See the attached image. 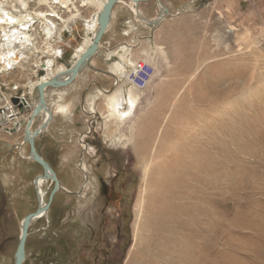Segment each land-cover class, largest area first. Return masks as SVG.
I'll list each match as a JSON object with an SVG mask.
<instances>
[{"label":"rangeland","instance_id":"374dc122","mask_svg":"<svg viewBox=\"0 0 264 264\" xmlns=\"http://www.w3.org/2000/svg\"><path fill=\"white\" fill-rule=\"evenodd\" d=\"M62 1L30 0L23 15L46 14L55 25L56 10L65 23L76 15L69 31L82 46L83 21L97 9ZM158 1L143 3L146 18L158 17ZM167 1L169 15L158 27L136 22L117 4L124 15L111 49L126 43L136 60L146 56L154 67L146 87L120 86L140 98L125 119L108 109L117 87L104 61L91 71L104 89L92 83L49 101L72 103L35 142L62 189L48 219L31 225L24 264H264V0ZM3 2L15 19L21 6ZM8 22L0 18V39ZM59 57L65 65L72 55ZM36 62L34 55L9 68L0 62L2 91L27 96L19 74L35 78ZM24 134L0 127V264H15L21 222L39 207L35 181L44 171L28 144L21 150ZM53 188L43 186L47 199Z\"/></svg>","mask_w":264,"mask_h":264},{"label":"bare ground","instance_id":"6f19581e","mask_svg":"<svg viewBox=\"0 0 264 264\" xmlns=\"http://www.w3.org/2000/svg\"><path fill=\"white\" fill-rule=\"evenodd\" d=\"M3 1H6V0H3ZM3 1H0V18H6L9 21L7 24L11 25V26L7 31H5L6 32V33H4L5 36L2 39H0V49L4 48V47L7 49V50L3 49V52H1V56H0V62H2L1 64L4 65L5 63H7L8 65H6V64L5 65L7 68H9V67L13 66V64L14 65L19 64L22 60L25 61V58H28L29 56L34 55V56L38 57V62L35 63V66H37V69L35 71V73H36L35 75L37 76L39 68H42L43 66H45L49 72V74H47L48 77L52 78L53 76H55L58 73V72L55 73L52 70L53 66L56 63V58H57V56L62 55L61 51L58 50L56 47L57 44L60 43V40H63L62 39L63 36H61V34H62L61 32L62 31L65 32V30L68 27H70L69 26L70 22L73 23V26L76 25L77 24L76 20L78 19V17L76 15L72 16L70 19L67 20V22L69 21V23L66 22L64 24V26L61 29H59L57 27V25H55L51 20H49L48 18H45L46 14L43 15V14L39 13L38 14L39 17H37L36 13L33 14L30 12V13H28L29 15L27 14V16H24L23 15V13H24L23 9H26L25 3H28L30 0H15L16 3L21 6V9L16 10L17 16L15 19H13L10 12L7 11V9L5 7V2H3ZM81 1L85 6L89 5L91 7L96 8L97 12L92 17V19H90V20L87 19L88 21L86 20L84 22V24L88 28V37L86 38V45L82 48V50L77 55L75 54L76 56L73 55L74 57L71 60L72 63L67 68H70L71 66H73L75 64V62L80 58L82 53L92 43L94 35L99 30L101 12H102L107 0H81ZM150 1H141V2L137 3V2H134L132 0H120L114 5L113 10L117 4L126 5L130 8V11L132 12L133 17L135 18L136 21H139V22L142 21L145 25H148L149 27H158L164 21H166L165 20L166 15H169L168 13H165V12H168V9L165 6H163L165 4V1H167V0H164V4H162L161 3L162 1L159 0L158 5L160 7V14L156 18L148 19L145 17L142 7H143V3H147ZM146 6H148V5H146ZM118 8H119V6L117 5V7L114 10L113 15L116 14V10ZM113 10H112V12H113ZM41 16H43L44 18H41ZM37 19H44V22H43L44 25L42 24L43 25L42 29H43V33H45V37L47 39V40H44L45 44H44V46H42V47H46L44 49L43 48L40 49L36 46L37 43H36V41H35L36 39L34 37L35 36L34 31L35 30L33 27H30V25L35 24L37 22ZM111 19H112V15H111ZM81 22H82V20H81ZM7 44H9L8 45L9 47L6 46ZM61 45H63V44H61ZM100 47H102L101 44H100ZM126 47H123V51L128 50ZM119 50H121V49H119ZM5 51H7L8 55L10 53L11 56L10 57L7 56L4 60V56L6 54ZM11 53H13V54L15 53L16 55L14 56ZM40 53H41V56H39ZM42 55L46 56V59L43 61H40L41 58H43ZM117 56L120 57L119 55H117ZM128 60H130V59H128ZM91 62H92V60H91ZM120 68L121 67H119V69ZM116 72H117V70L115 69L114 71H110L108 73L113 74V75H117ZM121 72H122V70H121ZM51 73H52V75H51ZM67 79L68 78L64 75H62L60 77V80H62V81H66ZM36 83H37V81H35V79H34L30 83H28V85L26 87L32 90L34 87H36ZM16 88L18 89L17 86H16ZM61 89H63V88H61ZM61 89H55V90H61ZM47 91L51 92L54 90H51V88H47ZM100 94L103 95V92L100 91ZM59 97H57V98H59V100H61V98L63 96H59ZM33 99L35 100L33 104H35V106L38 105L39 99L37 97H35ZM139 100H140L139 96L134 93L133 89L130 88L128 90L127 89L122 90L120 87L117 88L108 97V104L107 105H108L109 111L111 112L112 118L113 119L117 118L120 120L125 119L128 116V114L134 109V107L138 104ZM56 101H57V103H55L54 105L52 102L50 103L49 101H47V110L44 109L41 112L40 117L38 118V120H41V125H39V127H38V129L41 133L45 132L47 130V128H48L47 126L50 125L51 121L53 120V118L56 115H58V114H61V115L67 114L68 115L69 114V108L71 107V105L66 104V103H61L60 101H58V99ZM92 104L94 105L93 101H91V105ZM131 108H132V110H130ZM90 113H95L94 107L92 109H90ZM29 118L30 117H28L27 119H24L23 116H21L17 120V125H16L15 129L10 130V131H7V130L6 131L4 130V131L7 133L13 134V133H17V132L21 131L23 128L25 129L26 126L23 124H26L27 122H29ZM20 123L23 126L20 127ZM18 125H19L20 129L17 128ZM44 125H45V127H43ZM83 146H84V149H87V146H85V145H83ZM31 161H34V157L32 154H31ZM82 170H84L83 165H82ZM49 182H51V180L46 179L44 175L38 177L35 181V187H36V191L38 193V201L40 204L39 207H41V208L45 207V205L48 203V199H47L48 193H47V191H45L43 189V186ZM173 186H174V184H173ZM61 189H62V187H61ZM64 190H67V189L65 188ZM48 216H49V211L43 213L39 218L34 219L32 224L34 222H38L39 220H42V219H48ZM22 222H21V224H22ZM21 228H22V225H21Z\"/></svg>","mask_w":264,"mask_h":264},{"label":"water","instance_id":"95a60500","mask_svg":"<svg viewBox=\"0 0 264 264\" xmlns=\"http://www.w3.org/2000/svg\"><path fill=\"white\" fill-rule=\"evenodd\" d=\"M120 0H107L106 4L101 12L100 16V27L99 30L93 37L92 43L89 47L82 53L80 58L75 62L73 66L67 68L61 72H58L52 78H49L47 74H49L47 68L43 66L39 69L37 76H35L36 87L32 90L27 88V96H20V97H13L12 102L17 105L20 109H27L31 110V115L29 118V122L23 124L26 126L25 134H24V141L29 145L30 152L34 157L35 163L39 164L44 171V176L46 179L51 180L54 184V188L49 196L48 203L43 208H38L36 212L27 215L23 222H22V232L20 236V243L16 252L15 256V264H23L25 261V247L26 242L29 236V229L32 225L34 219L39 218L43 213L48 212L51 208V205L54 200L55 194H57L61 189L60 181L57 178L56 173L49 165L47 161H45L36 148V139L41 136V132L39 129L35 130L34 134L31 132L33 128V124L38 120L40 117L41 112L46 109L47 110V88H51V90L65 88L71 85L80 72L89 64H91L92 58L98 54L100 49L101 41L104 35L107 32V29L111 22V15L114 5ZM134 2H141V1H150V0H132ZM168 13V12H165ZM111 61V60H110ZM64 75L68 79L66 81L60 80V77ZM28 97V98H27ZM37 97L39 99V104L35 106V104L31 103L30 98ZM20 123V127L23 126ZM19 125L17 126L20 129ZM45 127V125L43 126Z\"/></svg>","mask_w":264,"mask_h":264},{"label":"crops","instance_id":"0c3cea01","mask_svg":"<svg viewBox=\"0 0 264 264\" xmlns=\"http://www.w3.org/2000/svg\"><path fill=\"white\" fill-rule=\"evenodd\" d=\"M148 3V2H147ZM146 4V3H144ZM117 7V5H116ZM115 7V8H116ZM114 8V10H115ZM123 8L124 7H121L120 9L118 8L116 10V16L113 15L114 14V10L112 12V19H111V22H110V25L107 29V32L106 34L104 35L102 41H101V46L100 49H99V52L97 55H95L92 59V64L86 66L82 72H80V74L77 76V78L75 79V81L68 87L66 88H63L61 90H54V91H51V92H48L46 94V99L47 101H50V100H54L59 97V96H64V95H67L69 91H71V89H75V88H79V87H82L85 85V88L89 87L92 83H94L95 85H97V87L99 88H105L103 85H101V82H102V78H99L100 75L97 73H92L91 71L93 69H95V72L96 71H100L102 70L101 66L103 64V61L105 64H109L108 66V71L107 72H110V71H114L115 69L117 70L116 74H118L119 72H121V70H125V66L123 67V64L122 62L126 63L128 62V59H129V47H128V44L126 43H123V44H120L116 50H112L111 49V44H113V34L115 29H116V25L119 23V20L120 18L124 15L123 13ZM127 10V9H126ZM130 11V10H129ZM131 12V11H130ZM132 13V12H131ZM133 16V14H132ZM149 18L151 19V15H148ZM133 19L135 20V18L133 17ZM114 20V21H113ZM83 21V20H82ZM85 22V21H83ZM137 22V21H136ZM73 29V27H72ZM112 34V35H111ZM115 34V33H114ZM73 37V40H72V43L71 45L69 44H64V45H59L57 44V49L61 51V54L62 55H72L71 57V60L74 56H76L81 50L82 48L86 45V38H83L81 40L84 41L83 45L80 47V45H74L76 44L75 43V39L76 37L73 36L70 32H69V27L65 30V32H63V40L62 41H69L71 38ZM85 39V40H84ZM122 46V47H121ZM127 46V47H126ZM130 46V45H129ZM123 47H126L128 50H125L123 51ZM43 49L46 48V47H42ZM121 49V50H119ZM101 51L103 52L102 54V57H100L99 53H101ZM120 53V54H119ZM124 53V54H123ZM76 54V55H75ZM50 55V54H49ZM74 55V56H73ZM117 55H119L120 57H118ZM39 56H41V53L39 54ZM43 56V55H42ZM113 56V57H112ZM126 56V57H125ZM128 56V57H127ZM50 57V56H49ZM104 57V58H103ZM116 57V58H115ZM61 57L57 56L56 58V63L55 65L53 66V71L55 73L57 72H61L63 70H65L72 62L70 60V62L68 64H63L61 65L60 63H58V60L60 59ZM110 58H111V61H110ZM113 58V59H112ZM46 59V56H43V58H41L40 61H43ZM124 60V61H123ZM126 60V61H125ZM133 59H130V63H128L127 65L129 64H132L133 62ZM119 65V66H118ZM119 67H121L119 69ZM34 73V71H33ZM99 73V72H98ZM35 74V73H34ZM110 74V73H109ZM52 75V73H51ZM113 75V74H111ZM114 76V75H113ZM19 77L22 78V82L19 83V87L20 88H25L26 91H27V85L28 83H30L32 81V79H34L33 77H26V75H22V74H19ZM25 77V78H24ZM114 80V78H113ZM13 84H16L15 82H9V85H10V88ZM18 84H16L17 86ZM113 85H114V82H113ZM18 87V86H17ZM11 95L13 96H16L18 95L17 93H13V91L9 90ZM24 91V89H23ZM19 94H22V91L21 93ZM66 104H70L72 105L71 102H68ZM64 116V115H62ZM54 119V118H53ZM51 124V123H50ZM49 127V126H48ZM25 130V129H24ZM22 131V130H21Z\"/></svg>","mask_w":264,"mask_h":264},{"label":"built area","instance_id":"2783aa9c","mask_svg":"<svg viewBox=\"0 0 264 264\" xmlns=\"http://www.w3.org/2000/svg\"><path fill=\"white\" fill-rule=\"evenodd\" d=\"M60 1L63 2L62 0H58L59 3H61ZM52 6L55 10L58 7H61L59 4L54 2H52ZM69 8H72V6H68V8H63V9H66L68 12H71L72 10L70 11ZM56 14L57 16H51V17L53 19H56L57 27L61 28V26L65 24V22H63V20L65 19L61 18L62 15H60L57 10H56ZM43 22L44 19H37V22L35 24L30 25V27H33L34 29L37 30L38 32L37 36L42 41L47 40L45 37V33H43V29H42V24L44 25ZM67 23H69V21ZM61 33H62L61 35H63V31ZM129 34L130 33L128 31L123 32V35L125 36H128ZM128 56L129 59H133L134 62L129 65L127 64L130 62V60H128L127 64L122 62L123 66H125V70L124 71L122 70V72H120L118 75L113 76L114 86L119 88L123 83H125L137 89L146 87L154 76V67L151 63V60L146 56H144V58L142 59L136 60L133 57L132 49L129 50ZM9 70L10 69L5 71L8 72ZM4 87H6L5 84L2 85L0 84V107H1L0 127L5 131L6 130L10 131L16 128L17 120L22 115H21V109L12 102V96L2 91ZM13 87L15 90L17 89L16 86L13 85ZM1 103H3V105Z\"/></svg>","mask_w":264,"mask_h":264},{"label":"flooded vegetation","instance_id":"af4514ba","mask_svg":"<svg viewBox=\"0 0 264 264\" xmlns=\"http://www.w3.org/2000/svg\"><path fill=\"white\" fill-rule=\"evenodd\" d=\"M38 127H39V125L37 126V128L36 129H38ZM35 129V130H36ZM35 130H31L33 133L35 132ZM25 146H26V142L23 140L21 143H20V148H21V150L22 149H24L25 148ZM29 155H31V153L29 154ZM38 204H39V201H38ZM40 205V204H39ZM38 208H41V207H38ZM37 211V210H36ZM50 211V210H49ZM24 220V219H23ZM40 221V220H39ZM22 225V224H21ZM21 225H20V231L22 232V228H21ZM31 228V227H30ZM31 235V233H30V229H29V236ZM20 236H21V233H20ZM29 236H28V238H29ZM27 241H28V239H27ZM19 243H20V238H19ZM19 243H18V246H19ZM18 249V248H17ZM16 256V255H15ZM26 256H27V242H26V247H25V261H26ZM25 261H24V263H25ZM23 263V264H24Z\"/></svg>","mask_w":264,"mask_h":264}]
</instances>
